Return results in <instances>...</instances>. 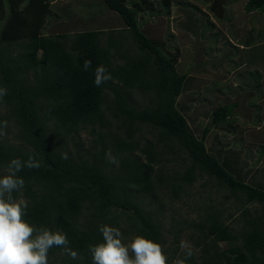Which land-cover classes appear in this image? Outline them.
I'll use <instances>...</instances> for the list:
<instances>
[{
  "label": "trees",
  "instance_id": "16d2710c",
  "mask_svg": "<svg viewBox=\"0 0 264 264\" xmlns=\"http://www.w3.org/2000/svg\"><path fill=\"white\" fill-rule=\"evenodd\" d=\"M55 1L0 0V88L7 90L0 97V177L9 174L13 159L39 162L16 173L24 186L11 197L27 205L23 219L35 229L33 238L59 231L76 253L73 258L54 246L48 264H93L90 247L104 243V225L119 229L125 246L136 236L159 244L167 264H264V185L222 166L206 149L210 128L197 138L176 106L209 46L197 47L195 66L184 72L177 68L180 50L165 53L143 30L139 16L152 9L149 0ZM161 1L169 11L181 0ZM211 4L222 14L223 0ZM76 5L85 10L79 13ZM243 11L255 21L248 30L253 34L264 18V0H246ZM187 28L198 33L195 22ZM240 42L238 70L255 80L249 69L262 59L264 30ZM85 60L91 61L87 71ZM100 65L111 79L97 87ZM236 106L213 108L210 126L232 125ZM202 178L214 204L201 207L197 222H177L175 247L164 249L163 199L190 197ZM185 232L188 249L180 246Z\"/></svg>",
  "mask_w": 264,
  "mask_h": 264
},
{
  "label": "rangeland",
  "instance_id": "374dc122",
  "mask_svg": "<svg viewBox=\"0 0 264 264\" xmlns=\"http://www.w3.org/2000/svg\"><path fill=\"white\" fill-rule=\"evenodd\" d=\"M68 1L70 0H56L54 5H64ZM149 1L152 2V9L146 7L145 12L139 16V19H144L143 30L162 45L165 53H175L176 48L180 50L178 70L192 71L197 47L202 44L209 46L208 55L200 58L203 70L188 75L191 80L184 86L176 103L190 129L200 139L203 129L209 127L205 140L207 151L217 156L221 165H226L229 171L239 176L245 174L246 180L252 177L256 184L264 185V171L254 173L256 168L264 167L260 149L261 145L264 146V85H261L263 87L259 91L253 87L259 85L260 80L264 82V46L258 52L262 59L257 60L249 69L256 81L252 80L251 74H247L249 71L243 70L244 68L239 72L235 55L238 52L236 47L240 48V41L245 38V33L255 26V21L243 11L246 0H223L220 15L212 10V0H181L189 3V8H184L181 1H174L169 11L164 8L161 0ZM78 8L76 5L75 10ZM82 10L85 8H80L79 13ZM187 22L191 25L195 22L197 34L188 30ZM52 23L54 21L50 20L49 25ZM257 26L264 29V18L257 22ZM49 29L45 33H49ZM256 36L257 34L253 35V38ZM256 41L260 43L259 40ZM247 54L249 58L250 54ZM240 73L245 77L240 78ZM242 81L245 83L239 85ZM220 104H237L231 117L232 122L234 121L232 125L226 123L210 126L211 112ZM240 108L244 110H239ZM81 137L84 142L89 141L86 134ZM254 139L258 142H254ZM233 153L237 155L235 158ZM201 183L203 178L188 190L190 197L184 195L176 199L169 194L163 199L165 209L160 212L161 231L163 238L167 240L164 249L175 247L177 222H197L203 215L201 207L214 204L215 197L210 202L207 199L210 192L207 188H202ZM186 235L187 232L181 238L183 241H187ZM130 244L131 241H127L128 256L132 255Z\"/></svg>",
  "mask_w": 264,
  "mask_h": 264
},
{
  "label": "clouds",
  "instance_id": "9594fccd",
  "mask_svg": "<svg viewBox=\"0 0 264 264\" xmlns=\"http://www.w3.org/2000/svg\"><path fill=\"white\" fill-rule=\"evenodd\" d=\"M91 61L85 60L83 68L87 71ZM107 69L97 66L94 83L99 87L111 79L106 74ZM7 94V90L0 88V97ZM114 162V161H113ZM22 167L39 168V162L29 158L26 162L13 159L8 167V175L0 177V264H48V251L52 247H65V250L75 258L76 253L67 248L66 235L59 231L44 230L33 238L35 229L23 219V209L27 207L23 202L13 201L11 192L23 188L24 181L16 173ZM9 193L5 199V193ZM104 243L91 246L93 264H167V258L162 253L161 246L142 236L133 238L130 248L134 259L128 256L126 247L120 237L119 229L104 225L100 228ZM181 248L188 249L189 245L181 241ZM189 250L187 255L191 256ZM176 264H183L178 261Z\"/></svg>",
  "mask_w": 264,
  "mask_h": 264
},
{
  "label": "crops",
  "instance_id": "0c3cea01",
  "mask_svg": "<svg viewBox=\"0 0 264 264\" xmlns=\"http://www.w3.org/2000/svg\"><path fill=\"white\" fill-rule=\"evenodd\" d=\"M260 29H255V32L253 33V34H250L249 32L248 33H245V36H250V35H254V34H257L258 33V31H259ZM264 30V29H263ZM242 47V44L240 43V48Z\"/></svg>",
  "mask_w": 264,
  "mask_h": 264
}]
</instances>
